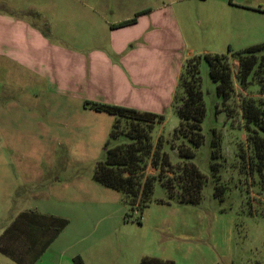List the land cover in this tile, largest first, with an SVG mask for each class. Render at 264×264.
<instances>
[{"label": "rangeland", "instance_id": "rangeland-1", "mask_svg": "<svg viewBox=\"0 0 264 264\" xmlns=\"http://www.w3.org/2000/svg\"><path fill=\"white\" fill-rule=\"evenodd\" d=\"M248 6L254 11L245 9ZM192 12L190 46L179 56L188 59L177 85L163 84L153 94L133 85L126 98L130 106H123L141 112L159 110L165 116L163 124L155 127L152 143L159 155H168L178 175L171 190L165 186L166 179L156 174L149 206L143 212L133 210L123 193L94 179L97 164L105 158V147L95 148L88 140L77 147L61 146V121L46 119L45 105L40 106L44 121L27 120L24 106L10 102L20 91L10 90L2 76L0 228L22 207L43 204L74 217L82 229L81 244L96 243L97 248L108 250L112 264H141L146 257L174 264H264V156L258 159L249 139L255 132L264 138V132L255 124L249 130L245 117L250 104L264 108V0L197 1ZM252 47L261 48L244 54ZM205 53L228 55L226 72H230L233 90L226 103L218 94ZM200 56L201 80L197 84L206 112L200 122L203 144L197 148L190 142L191 136L176 137L175 130H190L194 123L184 120V114L194 107L184 104L186 79L190 61ZM170 96L172 102L167 101ZM17 111L21 113L18 120ZM115 122L116 118L111 131ZM216 139L223 156L219 159L213 156ZM129 141L121 137L112 145ZM182 146L195 153L193 159L180 156ZM186 163L204 175L199 195L193 189L196 186L183 191ZM17 170L27 176H17ZM145 175L153 176V172L148 170ZM30 193L32 201H24Z\"/></svg>", "mask_w": 264, "mask_h": 264}, {"label": "crops", "instance_id": "crops-1", "mask_svg": "<svg viewBox=\"0 0 264 264\" xmlns=\"http://www.w3.org/2000/svg\"><path fill=\"white\" fill-rule=\"evenodd\" d=\"M197 1L208 0H0V80L20 91L10 102L36 124L45 105L46 119L61 121V146L105 147L115 117L85 102L130 106L133 85L148 94L177 85ZM1 202L0 193V216ZM41 206L22 207L0 228V264H112L108 250L81 244L74 217ZM55 219L70 222L58 235Z\"/></svg>", "mask_w": 264, "mask_h": 264}, {"label": "trees", "instance_id": "trees-1", "mask_svg": "<svg viewBox=\"0 0 264 264\" xmlns=\"http://www.w3.org/2000/svg\"><path fill=\"white\" fill-rule=\"evenodd\" d=\"M136 19L121 23L119 26L132 24ZM261 47H252L244 51V54L251 53L254 49ZM235 55V54H234ZM228 56L220 55H204L207 63L211 68L212 79L218 84V94L226 103L231 96L233 85L230 80V72H226V60ZM202 56L193 58L188 66L186 79V93L188 97L184 104L194 105L193 109L184 114V120H191L193 125L190 130H175L176 137L191 136L190 142L195 147L203 144V136L201 134L202 127L200 122L205 117V103L203 93L200 86V65ZM245 65L249 69L251 60L245 61ZM242 64L239 60V67ZM240 74V73H239ZM233 90V89H232ZM85 107L96 112L107 113L116 118L110 139L105 146V158L97 164L94 179L99 184L123 193L130 201L134 210L138 208L142 212L149 206L151 195L154 190V183L157 179L156 174H160L161 179H166L165 186L170 191L172 183L177 181L178 175L172 170V165L168 155H159L157 148L152 143V135L158 124H163V115L153 112H141L136 109L123 106L103 104L97 102H85ZM245 117L247 119L248 128L251 130V124L258 125L264 132V108L249 105L246 109ZM121 137L130 140L128 143L113 146L112 143ZM250 142L253 144L257 152L258 159L264 156V138L258 132L249 136ZM214 159L222 158L221 146L219 140L213 142ZM180 156L186 159H193L195 153L187 146H182ZM148 158V160H146ZM217 164L214 169L218 168ZM185 175L182 183L185 186L183 191L196 186V193L199 195L204 185V175L193 165L185 164ZM153 172V176H146V172ZM218 170V169H216ZM159 176V177H160ZM200 189V190H199ZM192 190V189H191ZM57 229L55 234L62 233L69 225L68 219H55ZM141 264H174L171 261H162L155 258H143Z\"/></svg>", "mask_w": 264, "mask_h": 264}]
</instances>
